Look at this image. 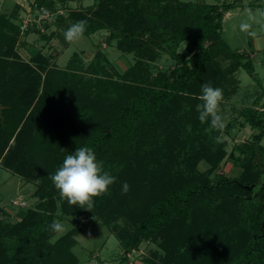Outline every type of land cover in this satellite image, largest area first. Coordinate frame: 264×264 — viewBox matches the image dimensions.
I'll list each match as a JSON object with an SVG mask.
<instances>
[{
  "label": "trees",
  "instance_id": "trees-1",
  "mask_svg": "<svg viewBox=\"0 0 264 264\" xmlns=\"http://www.w3.org/2000/svg\"><path fill=\"white\" fill-rule=\"evenodd\" d=\"M95 1L93 17L77 11L68 19L86 20L87 36L108 30L107 41L134 57L122 72L105 51L87 64L82 52H74L66 68L51 65L50 54L38 50L24 61L13 51L19 28L0 17V163L23 178L41 179L37 204L19 221L3 218L0 206V264H78L72 247L79 228L50 241L57 233L49 225L62 223V215L102 219L113 228L123 218L117 226L122 260L152 241L160 264H264L261 94L222 130L201 123L196 111L205 82L223 90L221 110L240 87V68L260 84L252 57L223 37L226 12L254 4ZM165 58L172 68L158 67ZM239 120L259 131L235 159L239 173L209 181L190 170L186 164L195 155L216 162L221 135ZM81 146L95 151L116 182L95 199L92 211L62 202L58 212L49 175ZM115 197L119 207L109 204Z\"/></svg>",
  "mask_w": 264,
  "mask_h": 264
},
{
  "label": "rangeland",
  "instance_id": "rangeland-1",
  "mask_svg": "<svg viewBox=\"0 0 264 264\" xmlns=\"http://www.w3.org/2000/svg\"><path fill=\"white\" fill-rule=\"evenodd\" d=\"M184 1L213 3L217 0ZM242 2L254 5L244 8L237 6L230 12H226L223 20V37L231 47L245 50L252 56L256 69L255 76L257 75L260 79V84L244 68L237 71L241 83L238 91L225 101V106L221 110L224 125L238 115L239 109L251 105L258 95L261 94L259 106L264 102V93H262L264 90V27H262L264 15H261L264 13V0H242ZM97 6L95 0H0V17L2 16L3 20L8 19L14 28L16 26L19 28L13 51H17L24 61H29L38 50V52L50 54L51 65L66 68L74 52H82V57L87 64L95 58V53L105 51L114 66L122 72L132 64L134 57L131 54L122 55L113 45L114 43L107 41L108 30L84 35L75 43H68L64 38V32L72 25V21L68 19L71 18L72 13L79 11L83 14L80 15L81 17L90 18L93 17V11L97 9ZM249 13L254 18L250 19ZM243 22L251 25L249 31L254 35L241 30L240 25ZM165 60L158 63L160 69L174 66L171 59L165 58ZM2 107L5 106L2 105ZM79 129L83 131L82 126ZM258 132V129L248 123L241 124L239 120L234 128L221 135L219 140L223 143V149L220 155L217 154L219 158L217 157L216 162H212L207 156L195 155L191 158V163L186 164L184 160L186 156L182 154L183 163L188 167L190 164L192 167L190 170L201 176L200 178L209 181L217 179L220 175L236 176L241 168L235 159L243 154V147L252 141ZM260 143L264 145V136ZM262 167L264 169V162ZM34 179L23 178L21 175L12 173L0 163V206L3 218L16 222L24 216L27 209L34 208L38 201L35 191L41 183L40 178H37V181ZM56 195V209L60 212L62 204L66 206L68 204L60 199L58 193ZM115 200L116 197L111 198L109 204L115 203L117 207L122 205V201L119 204ZM73 208L75 211L78 210V207ZM60 220L65 231L50 237V241L55 242L56 238L69 230L79 228V233L76 235L77 241L72 247V253L77 257L78 264H160V259L152 255L159 250V246L152 241L143 242L137 250L125 254L126 259L122 260L124 250L120 245L117 229L125 224L123 218L113 223L116 228L108 226L102 219L97 222L88 220L80 222L76 221L74 215H62ZM34 237L37 241V234ZM154 260L156 262H153Z\"/></svg>",
  "mask_w": 264,
  "mask_h": 264
},
{
  "label": "clouds",
  "instance_id": "clouds-1",
  "mask_svg": "<svg viewBox=\"0 0 264 264\" xmlns=\"http://www.w3.org/2000/svg\"><path fill=\"white\" fill-rule=\"evenodd\" d=\"M249 18H254L251 13ZM250 27L247 22L240 25L242 31L254 35L249 31ZM86 29L87 21L79 20L68 27L64 32V38L68 43H75L83 38ZM199 100L201 102L196 105V111L200 122L209 123L211 129L222 130L225 126L221 115L223 90L213 87L210 82H205L201 85ZM49 179L61 200L66 201L69 206L87 211H92L95 199L107 194L110 186L116 182V177L104 170L103 162L97 159L95 151L88 146L77 147L73 153L67 154L62 165L54 174L49 175ZM129 190L130 185L124 182L122 193L127 194ZM49 228L53 233L65 231L64 225L59 221H53Z\"/></svg>",
  "mask_w": 264,
  "mask_h": 264
},
{
  "label": "crops",
  "instance_id": "crops-1",
  "mask_svg": "<svg viewBox=\"0 0 264 264\" xmlns=\"http://www.w3.org/2000/svg\"><path fill=\"white\" fill-rule=\"evenodd\" d=\"M245 4H248V3H245ZM238 7H240V6H238ZM242 8H244V7H242ZM232 10V9H231ZM228 12H230V11H228ZM250 56V55H249ZM250 57H252V56H250Z\"/></svg>",
  "mask_w": 264,
  "mask_h": 264
}]
</instances>
